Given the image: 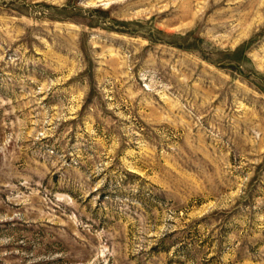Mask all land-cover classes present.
<instances>
[{
  "label": "rangeland",
  "instance_id": "obj_1",
  "mask_svg": "<svg viewBox=\"0 0 264 264\" xmlns=\"http://www.w3.org/2000/svg\"><path fill=\"white\" fill-rule=\"evenodd\" d=\"M0 264H264V0H0Z\"/></svg>",
  "mask_w": 264,
  "mask_h": 264
}]
</instances>
